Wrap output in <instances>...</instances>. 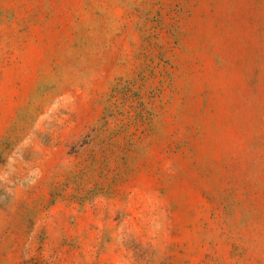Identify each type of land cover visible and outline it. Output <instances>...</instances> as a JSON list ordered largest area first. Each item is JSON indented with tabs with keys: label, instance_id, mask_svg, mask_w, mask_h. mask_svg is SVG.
Listing matches in <instances>:
<instances>
[{
	"label": "rangeland",
	"instance_id": "1",
	"mask_svg": "<svg viewBox=\"0 0 264 264\" xmlns=\"http://www.w3.org/2000/svg\"><path fill=\"white\" fill-rule=\"evenodd\" d=\"M0 264H264V0H0Z\"/></svg>",
	"mask_w": 264,
	"mask_h": 264
}]
</instances>
